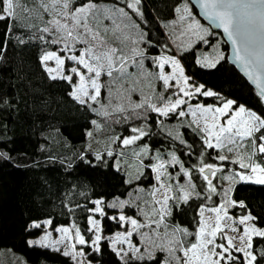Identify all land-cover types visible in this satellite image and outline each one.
Instances as JSON below:
<instances>
[{
    "label": "snow or ice",
    "instance_id": "6c2138e0",
    "mask_svg": "<svg viewBox=\"0 0 264 264\" xmlns=\"http://www.w3.org/2000/svg\"><path fill=\"white\" fill-rule=\"evenodd\" d=\"M198 3L230 61L188 0L152 20L145 0H0V67L59 90L38 97L57 118L30 167L60 174L39 177L22 248L0 241V264H264V205L241 198L264 189V107L191 71L239 64L264 106V0ZM14 108L0 94V164L18 167Z\"/></svg>",
    "mask_w": 264,
    "mask_h": 264
},
{
    "label": "trees",
    "instance_id": "16d2710c",
    "mask_svg": "<svg viewBox=\"0 0 264 264\" xmlns=\"http://www.w3.org/2000/svg\"><path fill=\"white\" fill-rule=\"evenodd\" d=\"M168 4L169 0H145V13L149 20L158 13H167ZM193 10L195 11L194 8ZM221 45L227 54V45L224 42ZM13 59L17 58L13 57ZM23 59H28L27 54ZM187 63L192 64V61L189 60ZM13 68V64L0 67V94L8 95L10 102L15 104V108L5 116L4 122L7 123L6 139L10 147L15 149L14 164L19 166L0 164V241L22 248L24 224L35 213V192L39 177L48 175L51 178L55 175L59 178L60 175L55 172V166L52 165L48 168L30 167L34 159H43L44 154L38 151L42 140L40 130L46 127L49 118H57L55 112L41 110L42 103L38 97L47 89L51 95H45L44 98L53 102L59 98V90L51 89L46 82H42L34 67L26 78H20L22 75L20 69L13 70ZM191 71L202 81H206L210 87L223 88L225 93L239 97L242 103L253 109L264 107L258 103L256 91L230 63H226L224 68L214 75L205 73L195 66L191 67ZM67 134L73 140L79 139L78 130L71 125L67 128ZM49 168L52 169L51 172ZM107 183L114 184L115 181L109 178ZM243 187L249 190L242 192L241 198L258 206L264 205V189L261 186ZM259 210L258 207L257 211ZM22 250L31 255L34 262L38 259L30 250ZM48 259L49 264H62L57 256H49Z\"/></svg>",
    "mask_w": 264,
    "mask_h": 264
},
{
    "label": "water",
    "instance_id": "95a60500",
    "mask_svg": "<svg viewBox=\"0 0 264 264\" xmlns=\"http://www.w3.org/2000/svg\"><path fill=\"white\" fill-rule=\"evenodd\" d=\"M189 1V3L192 5V7L195 9V11H196V14H197V16L199 17V19L203 22V23H205L206 25H208L209 26V28L213 31V32H218V33H220V36H221V38H222V40H223V42L227 45V57H228V59H229V61L231 60V54H232V49H231V44H230V42H227V40H226V37H223V34H222V30H220V29H216L214 26H212L211 25V22L209 21V20H207L203 15H202V13H201V10H200V6H199V3H198V0H188ZM243 77H244V79L247 81V83L256 91V89H255V86L254 85H252L249 81H248V79H247V77H245V75H244V73H243V70H242V68L240 67V65L239 64H234V63H231V62H229Z\"/></svg>",
    "mask_w": 264,
    "mask_h": 264
},
{
    "label": "rangeland",
    "instance_id": "374dc122",
    "mask_svg": "<svg viewBox=\"0 0 264 264\" xmlns=\"http://www.w3.org/2000/svg\"><path fill=\"white\" fill-rule=\"evenodd\" d=\"M189 2V1H188ZM189 5H190V7L192 8V6H191V4L189 3ZM193 9V8H192ZM193 14L196 16V18L197 19H199V17L197 16V14L195 13V11L193 10ZM200 20V19H199ZM200 22L204 25V26H206V27H209L208 25H206L205 23H203L201 20H200ZM221 49H222V45H221ZM223 50V49H222Z\"/></svg>",
    "mask_w": 264,
    "mask_h": 264
}]
</instances>
